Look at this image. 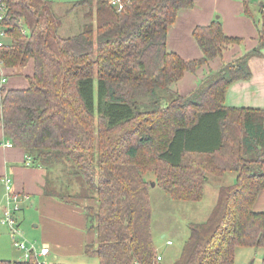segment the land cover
I'll use <instances>...</instances> for the list:
<instances>
[{"label": "trees", "instance_id": "1", "mask_svg": "<svg viewBox=\"0 0 264 264\" xmlns=\"http://www.w3.org/2000/svg\"><path fill=\"white\" fill-rule=\"evenodd\" d=\"M53 6L8 0L0 61L12 69L31 62L32 75L23 89H0L1 126L30 166H64L68 180L82 184L86 231L95 235L84 255L98 264H160L143 177L151 158L168 168L155 178L176 201L200 202L210 176L235 174L218 189L207 219L189 225L172 264H234L237 248L264 249V210H253L264 191V110L223 106L228 87L251 77L248 59L264 49V11L257 47L182 97L170 85L240 42L213 20L192 32L201 59L169 52L167 32L192 0H130L121 12L107 0H80L63 16ZM76 8L84 9L81 31L60 35ZM0 264L48 263L31 257Z\"/></svg>", "mask_w": 264, "mask_h": 264}, {"label": "crops", "instance_id": "2", "mask_svg": "<svg viewBox=\"0 0 264 264\" xmlns=\"http://www.w3.org/2000/svg\"><path fill=\"white\" fill-rule=\"evenodd\" d=\"M192 1L193 7L180 10L174 24L167 32L166 47L169 52L175 53L186 62L201 59L202 53L192 37V32L196 27L210 25L213 20L221 22L223 33L227 37L239 39L240 42L229 48L222 56L200 67L195 73H185L172 86V90L182 97L193 93L208 76L217 73L223 65L233 62L245 52L257 47V26L261 22V10L264 11V0L258 7L253 6V8L252 0ZM247 67L251 77L249 80L237 81L228 87L223 106L264 110V49L259 55L248 59ZM31 75V62L24 67L13 69L0 65V89H23L27 86L26 77ZM5 142L7 140L2 131L0 110V215L7 199L3 179L9 178L12 193L19 197L20 209L16 213L19 229L26 241L36 247L43 245L48 247V254L43 257L44 262L57 264L55 262L62 253L67 254V252L73 256L84 255V246L92 242L95 235L86 231L84 208L89 201L76 198V182L71 190L72 195L62 196V201L50 188L58 182L57 177L51 174L52 171L47 172L42 166L27 165L25 162L28 157L25 152L16 147L2 146L1 144ZM73 197L75 199L71 200L70 198ZM255 204L258 208L260 205L263 208L254 211L264 210V191L259 194ZM31 213L36 217L29 220V226L42 230L41 237L39 235L38 239L32 238V240L28 236L26 227V221ZM7 234L8 230L0 225V260H22L21 252L12 248ZM158 256L161 257V262L163 256L161 254Z\"/></svg>", "mask_w": 264, "mask_h": 264}, {"label": "rangeland", "instance_id": "3", "mask_svg": "<svg viewBox=\"0 0 264 264\" xmlns=\"http://www.w3.org/2000/svg\"><path fill=\"white\" fill-rule=\"evenodd\" d=\"M54 2L53 10L57 16H63L69 7L74 2L80 0H48ZM263 0H252V8L258 7L259 3ZM84 9L76 8L67 14L62 21V27L60 29V35L68 37L78 34L82 26L85 23L83 18ZM198 70V69H197ZM196 72V71H195ZM194 72V73H195ZM189 73V72H185ZM184 73V74H185ZM183 74V75H184ZM193 74V73H192ZM183 77V76H182ZM173 85H170L172 89ZM197 90V89H196ZM195 90V91H196ZM179 95L177 92H175ZM192 94V93H191ZM180 96V95H179ZM187 97V96H186ZM95 126L97 125L96 118L94 119ZM131 128L128 127V129ZM127 130V128H126ZM147 151V150H146ZM187 159H198L196 157H188ZM152 162L144 170L143 177L149 185V200L151 208V219L150 227L153 244L156 248L157 255H162L163 260L160 264H172L180 254L182 245L189 235V225L192 223H202L204 222L210 211L212 210L214 203L217 198L218 189L220 187H225L233 184L234 182V173H226L220 177L210 176L208 182L205 185L203 198L200 202H182L171 200L164 191L157 186L156 174L162 170L168 169L163 164L150 159ZM52 175L57 177L58 182L54 185H51L50 188L53 193L58 194L59 196H71V190L74 187V181L66 176L65 167L61 165H53ZM53 179H55L53 177ZM76 189V198L81 199L80 190L78 188L82 187V184H77ZM61 188V189H60ZM80 191V192H79ZM79 192V193H78ZM74 200L75 198H70ZM90 204H93L91 202ZM257 207L256 204L253 206V210L262 209ZM36 215L31 213L26 221V227L28 229V236L30 239H38L39 235L41 237L42 230L41 228H31L29 226V220L35 219ZM37 220V219H36ZM92 234V233H91ZM8 235V234H7ZM9 241L10 238L8 236ZM95 239V238H94ZM170 241L171 245L166 246L165 242ZM11 243V242H10ZM37 243V242H36ZM13 248V247H12ZM264 249H254V248H237L234 256V264H263L262 255ZM52 256V254H51ZM40 260H43L41 258ZM44 261V260H43ZM57 264H98L96 256H73L71 254H64L55 262Z\"/></svg>", "mask_w": 264, "mask_h": 264}, {"label": "built area", "instance_id": "4", "mask_svg": "<svg viewBox=\"0 0 264 264\" xmlns=\"http://www.w3.org/2000/svg\"><path fill=\"white\" fill-rule=\"evenodd\" d=\"M109 6L116 12H121L124 7L129 3L130 0H107ZM8 17V0H0V49L4 46L5 41L8 38L5 27L7 26ZM0 65L1 61H0ZM3 82V81H2ZM4 147H12L10 142H5L1 144ZM27 165L30 164L29 158H27ZM4 190L6 194V203L1 209L0 215V225L8 230V236L11 240V245L13 248L22 254V259L24 261L29 260L34 257L37 262L41 258L48 254V247L43 245L36 247L34 244L25 240L19 229V225L16 219V213L19 211V197L12 193L11 180L9 178L3 179ZM167 245H171L170 241H166ZM161 257L157 256L156 261H160Z\"/></svg>", "mask_w": 264, "mask_h": 264}]
</instances>
